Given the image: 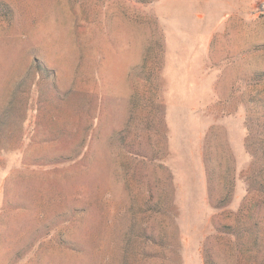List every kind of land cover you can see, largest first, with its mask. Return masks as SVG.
<instances>
[{
  "label": "rangeland",
  "instance_id": "obj_1",
  "mask_svg": "<svg viewBox=\"0 0 264 264\" xmlns=\"http://www.w3.org/2000/svg\"><path fill=\"white\" fill-rule=\"evenodd\" d=\"M0 264H264V0H0Z\"/></svg>",
  "mask_w": 264,
  "mask_h": 264
}]
</instances>
